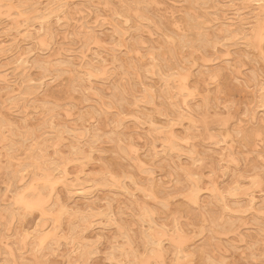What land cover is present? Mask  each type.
<instances>
[{
    "label": "rangeland",
    "instance_id": "rangeland-1",
    "mask_svg": "<svg viewBox=\"0 0 264 264\" xmlns=\"http://www.w3.org/2000/svg\"><path fill=\"white\" fill-rule=\"evenodd\" d=\"M112 1L0 0V264H264V0Z\"/></svg>",
    "mask_w": 264,
    "mask_h": 264
},
{
    "label": "bare ground",
    "instance_id": "bare-ground-1",
    "mask_svg": "<svg viewBox=\"0 0 264 264\" xmlns=\"http://www.w3.org/2000/svg\"><path fill=\"white\" fill-rule=\"evenodd\" d=\"M111 1H112V0H111ZM64 2H65V1H64ZM114 2H116V1H114ZM65 3H66V2H65ZM65 3H63L64 6L67 4V3H66V4H65ZM112 3H113V1H112ZM112 3H111V4H112ZM113 4H114V3H113ZM52 5H53V4H52ZM52 5H51V6H52ZM51 6H50V7H51ZM62 7H63V6H62ZM151 7H153V6H151ZM48 8H49V7H48ZM51 8H52V7H51ZM144 8H145V7H144ZM90 9H91V8H90ZM117 9H118V8H117ZM138 9H139V8H138ZM91 10H92V9H91ZM151 10H152V9H151ZM151 10H150V11H151ZM192 10H193V9H192ZM94 11H95V10H94ZM67 12H69V11H67ZM89 13H90V12H89ZM92 13H93V12H92ZM191 13H192V12H191ZM207 14H208V13H207ZM193 15H194V14H193ZM197 15H198V14H197ZM52 16H53V15H52ZM63 16H65V15H63ZM72 16H73V15H72ZM198 16H199V15H198ZM108 17H109V16H108ZM195 17H196V16H195ZM46 18H47V17H46ZM66 18H67V17H66ZM110 18H111V17H110ZM110 18H109V19H110ZM160 18H161V17H160ZM193 18H194V17H193ZM198 18H199V17H198ZM85 19H86V18H85ZM118 19H119V17H118ZM200 19H201V18H200ZM57 20H58V19H57ZM140 20H141V19H140ZM47 21H48V20H47ZM84 21H86V20H84ZM87 21H88V20H87ZM161 21H162V20H161ZM193 21H194V20H193ZM202 21H203V20H202ZM19 22H20V21H19ZM121 22H122V21H121ZM137 22H138V21H137ZM155 22H156V19H155ZM158 22H159V21H158ZM37 23H38V22H37ZM113 23H114V22H113ZM141 23H143V22H141ZM47 24H48V23H47ZM51 24H52V23H51ZM87 24H88V23H87ZM104 24H105V23H104ZM109 24H110V23H109ZM122 24H123V22H122ZM160 24H161V23H160ZM189 24H190V23H189ZM48 25H49V24H48ZM107 25H108V24H107ZM83 26H84V25H83ZM86 26H87V25H86ZM131 26H132V23H131ZM137 26H138V25H137ZM40 27H41V26H40ZM93 27H94V26H93ZM126 27H127V25H126ZM134 27H136V26L134 25ZM139 27H140V26H139ZM76 28H77V27H76ZM127 28H128V27H127ZM131 28H132V27H131ZM181 28H182V27H181ZM93 29H94V28H93ZM149 29H150V27H149ZM228 29H229V28H228ZM81 30H82V29H81ZM124 30H125V29H124ZM184 30H185V29H183V31H184ZM226 30H227V29H226ZM226 30L223 29V32L226 31ZM19 31H20V30H19ZM30 31H32V29H31ZM127 31H128V30H127ZM185 31H187V30H185ZM200 31H201V30H200ZM83 32H84V31H83ZM91 32H93V31H91ZM143 32H144V31H143ZM151 32H152V31H151ZM177 32H178V31H177ZM79 33H81V32H79ZM155 33H156V32H155ZM161 33H162V32H161ZM186 33H187V32H185V34H186ZM33 34H34V32H33ZM135 35H136V34H135ZM246 35H247V34H246ZM143 36H144V35H142V37H143ZM139 38H140V37H139ZM14 40H15V39H14ZM73 40H74V39H73ZM176 40H177V39H176ZM11 41H12V40H11ZM164 41H165V40H164ZM168 41H169V40H168ZM16 42H17V41H16ZM52 42H53V41H52ZM132 43H133V42H132ZM116 44H117V43H116ZM127 44H128V42H127ZM197 44H198V43H197ZM128 45H129V44H128ZM124 46H125V45H124ZM126 46H127V45H126ZM130 46H131V45H130ZM127 47H129V46H127ZM17 48H18V47H17ZM260 48H261V47H260ZM14 49H16V48H14ZM18 49H19V48H18ZM20 49H21V48H20ZM119 49H120V48H119ZM126 49H127V48H126ZM143 49H144V48H143ZM201 49H202V48H201ZM48 50H49V49H48ZM120 50H121V49H120ZM120 50H118V51L120 52ZM144 50H145V49H144ZM144 50H143V51H144ZM198 50H199V49H198ZM262 50H263V49H262ZM121 51H124V49H122ZM127 51H128V50H127ZM149 51H150V50H149ZM172 51H173V50H172ZM172 51H171V52H172ZM20 52H21V51H20ZM196 52H197V51H196ZM196 52H195V53H196ZM263 52H264V51H263ZM10 54H11V53H10ZM162 54H163V53H162ZM154 55H155V54H154ZM166 55H167V53H166ZM175 56H176V55H175ZM183 56H184V55H183ZM126 57L128 58V56H126ZM78 58H79V57H78ZM131 58H132V57H131ZM79 59H80V58H79ZM129 59H130V58H129ZM132 59H133V58H132ZM132 59H131V60H132ZM138 59H139V58H138ZM44 61H45V60H44ZM47 61H48V60H47ZM90 62H91V60H90ZM189 62H190V61H189ZM13 63H15V62H13ZM72 63H74V62H72ZM77 63H78V62H77ZM120 63H121V62H120ZM133 63H134L135 66H136V63H135V62H133ZM157 63H158V62H157ZM174 63H175V62H174ZM174 63H173V64H174ZM177 63H178V62H177ZM182 63H183V60H182ZM182 63H181V64H182ZM52 64H53V63H52ZM75 64H76V63H75ZM122 64H123V63H122ZM145 64H146V63H145ZM103 65H104V64H103ZM106 65H108V63H107ZM123 65H124V64H123ZM167 65H168V64H167ZM189 65H190V64H189ZM143 66H144V65H143ZM170 66H171V65H170ZM172 66H174V65H172ZM19 67H20V66H19ZM49 67H50V66H49ZM49 67H47V68H49ZM121 67H122V66H121ZM158 67H159V66H158ZM164 67H165V66H164ZM168 67H169V66H168ZM174 67H175V66H174ZM22 68H23V67H22ZM72 68H73V67H72ZM74 68H75V67H74ZM113 68H115V67H113ZM113 68H112V69H113ZM117 68H118V67H117ZM165 68H166V67H165ZM165 68H164V69H165ZM181 68H182V67H181ZM207 68H208V67H207ZM108 69H109V68H108ZM166 69H167V68H166ZM171 69H172V68H171ZM47 70H48V69H47ZM73 70H74V69H73ZM113 70H114V69H113ZM141 70H142V69H141ZM174 70L176 71V69H174ZM49 71H50V69H49ZM67 71H68V69H67ZM71 71H72V69H71ZM80 71H81V70H80ZM119 71H120V70H119ZM167 71H168V69H167ZM23 72H24V71H23ZM76 72H77V71H76ZM96 72H97V71H96ZM135 72H136V71H135ZM25 73H26V72H25ZM55 73H56V72H55ZM105 73H106V70H105ZM113 73H114V72H113ZM15 74H16V73H15ZM21 74H22V73H21ZM23 74H24V73H23ZM23 74H22V75H23ZM138 74H139V73H138ZM154 74H155V73H153V75H154ZM13 75H14V74H13ZM29 75H31V74H29ZM84 75H85V74H84ZM107 75H108V74H107ZM112 75H113L112 77H114V74H112ZM116 75H118V74H116ZM128 75H129V74H128ZM150 75H151V74H150ZM173 75H174V74H173ZM175 75H176V74H175ZM68 76H69V74H68ZM94 76H96V75H94ZM154 76H155V75H154ZM49 77H52V76H49ZM117 77H118V76H117ZM139 77H140V76H139ZM141 77H142V76H141ZM106 78H107V77H106ZM28 79H29V77H28ZM32 79H33V78H32ZM41 79H42V78H41ZM109 79H110V78H109ZM109 79H108V80H109ZM116 79H117V78H116ZM138 79H139V78H138ZM140 79H141V78H140ZM38 80H39V78H38ZM106 80H107V79H106ZM111 80H112V79H111ZM167 80H169V79H167ZM85 81H86V80H85ZM143 81H144V80H143ZM72 82H73V81H72ZM75 82H76V81H75ZM140 82H141V81H140ZM43 83H45V82H43ZM46 83H47V82H46ZM93 83H94V82H93ZM101 83H102V82H101ZM112 83H113V82H112ZM134 83H135V82H134ZM168 83H169V82H168ZM170 83H171V82H170ZM76 84H77V83H76ZM76 84H75V85H76ZM106 84H107V83H106ZM126 84H127V83H126ZM185 84H186V83H185ZM37 85H38V84H37ZM75 85H74V86H75ZM88 85H89V84H88ZM111 85H112V84H111ZM135 85H136V84H135ZM169 85H170V84H169ZM172 85H173V84H172ZM172 85H170V87H171ZM10 86H11V85H10ZM18 86H19V84H18ZM78 86H79V85H78ZM78 86H77V85L75 86V87H76V90H75L76 92H77V88H78ZM45 87H46V86H45ZM101 87H102V85H101ZM115 87H116V86H115ZM79 88H80V87H79ZM110 88H111V86H110ZM168 88H169V87H168ZM187 88H188V87H187ZM21 89H22V88H21ZM41 89H42V88H41ZM80 89H81V88H80ZM129 89H131V88H129ZM144 89H145V88H144ZM174 89H175V88H174ZM16 90H17V89H16ZM43 90H44V89H43ZM17 91H18V90H17ZM39 91H40V90H39ZM120 91L122 92V90H120ZM41 92H42V90H41ZM145 92H146V90H145ZM149 92H150V91H149ZM170 92H171V91H170ZM35 93H36V92H35ZM66 93H67V92H66ZM87 93H88V92H87ZM95 93H96V92H95ZM85 94H86V93H85ZM119 94L121 95V93H119ZM119 94H118V95H119ZM131 94H132V93H131ZM147 94H148V92H147ZM35 95H36V94H35ZM120 95H119V96H120ZM123 95H124V94H123ZM128 95H129V94H128ZM145 95H146V93H145ZM175 95H177V94H175ZM32 96H33V95H32ZM75 96H76V95H75ZM143 96H144V95H143ZM152 96H153V95H152ZM152 96H151V97H152ZM169 96H170V95H169ZM120 97H124V96H120ZM154 97H155V96H154ZM29 98H30V97H29ZM75 98H76V97H75ZM142 98H143V97H142ZM172 98H173V97H172ZM31 99H32V98H31ZM76 99H77V98H76ZM119 99H120V98H119ZM150 99H151V98H150ZM152 99L154 100V98H152ZM164 99H165V98H164ZM191 99H192V98H191ZM92 100H93V99H92ZM94 100H95V99H94ZM110 102H111V101H110ZM126 102H127V101H126ZM170 102H171V101H170ZM97 103H98V102H97ZM108 103H109V102H108ZM111 103H112V102H111ZM111 103H110V106H111ZM127 103H128V102H127ZM257 103H258V102H257ZM185 104H186V102H185ZM64 105H67V104H64ZM103 105H104V104H103ZM107 105H108V104H107ZM74 106H75V105H74ZM105 106H106V105H105ZM178 106H179V105H178ZM58 107H59V106H58ZM175 107H176V106H175ZM107 108H108V107H107ZM129 108H130V107H129ZM130 109H131V108H130ZM183 110H184V109H183ZM126 111H127V110H126ZM178 111H181V110H178ZM124 114H125V113H124ZM181 115H182V114H181ZM185 115H186V114H185ZM84 118H85V117H84ZM84 118H83V119H84ZM82 128H83V126H82ZM185 128H186V127H185ZM80 129H81V128H80ZM261 131H262V129H261ZM263 131H264V130H263ZM88 135H89V134H88ZM263 137H264V136H262V138H263ZM248 139H249V138H248ZM248 139H247V140H248ZM263 140H264V138H263ZM245 145H246V144H245ZM77 146H78V145H77ZM91 146H92V145H91ZM162 146H163V145H162ZM246 148H247V147H246ZM161 150H162V149H161ZM258 150H259V149H258ZM156 152H157V151H156ZM252 152H253V151H252ZM48 162H49V161H48ZM192 179H193V178H192ZM195 181H197V180H195ZM195 181H194V182H195ZM200 184H201V183H200ZM198 186H199V185H198ZM202 189H203V188H202ZM217 189H218V188H217ZM80 197H81V196H80ZM250 197H251V195H250ZM255 197H256V196H255ZM82 198H83V197H82ZM260 200H261V199H260ZM261 201H262V200H261ZM198 203H199V202H198ZM253 207H254V206H253ZM259 207H260V206H259ZM256 208H257V207H256ZM263 208H264V206H263ZM143 213H144V212H143ZM251 214H252V212H251ZM250 216H251V215H250ZM251 217H252V216H251ZM214 218H215V217H214ZM261 218H262V217H261ZM263 218H264V217H263ZM211 219H212V218H211ZM251 219H252V218H251ZM257 219H258V218H257ZM259 220H260V219H259ZM108 221H109V220H108ZM230 222H231V221H230ZM261 222H262V221H261ZM261 222H260V223H261ZM209 223H210V222H209ZM228 223H229V222H228ZM261 224H262V223H261ZM258 225H259V224H258ZM258 225H257V226H258ZM213 226H214V225H213ZM227 227H228V226H227ZM260 228H261V227H260ZM263 229H264V228H263ZM165 234H166V233H165ZM257 235H258V234H257ZM167 236H168V235H167ZM182 236H183V235H182ZM168 237H169V236H168ZM259 237H260V236H259ZM175 238H176V237H175ZM253 239H254V238H253ZM159 240H160V239H159ZM159 240H158V239H155V240L153 239V240L151 241V243H152V244H158V243H159V242H158ZM254 240H256V239H254ZM257 240H259L258 237H257ZM161 241H162V240H161ZM251 241H252V240H251ZM251 241H250V242H251ZM246 242H247V241H246ZM246 242H245V243H246ZM260 242H261V241H260ZM259 244H260V243H259ZM247 245H248V244H247ZM247 245H246V246H247ZM248 246H249V245H248ZM252 246H253V245H252ZM258 246H259V245H258ZM258 246H257V247H258ZM181 249H182V248H181ZM252 249H253V248H252ZM182 250L184 251V249H182ZM255 250H256V249H255ZM255 250H254V251H255ZM257 251H258V250H257ZM252 254H254V253H252ZM162 255H163V254H162ZM90 263H91V262H90Z\"/></svg>",
    "mask_w": 264,
    "mask_h": 264
}]
</instances>
